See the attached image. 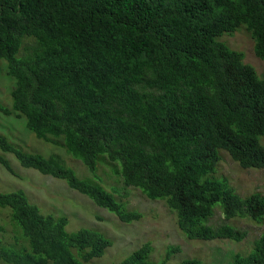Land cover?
Returning a JSON list of instances; mask_svg holds the SVG:
<instances>
[{"label":"trees","instance_id":"obj_1","mask_svg":"<svg viewBox=\"0 0 264 264\" xmlns=\"http://www.w3.org/2000/svg\"><path fill=\"white\" fill-rule=\"evenodd\" d=\"M240 26L264 60V0H0V60L14 80L0 113L22 117L38 140L59 142L91 177L1 134L0 153L118 221H136L97 183L106 160L124 187L162 201L185 239L242 242L246 232L225 221L260 224L264 196L240 197L215 176L218 152L241 169H264V79L218 41ZM0 168L11 173L2 156ZM0 209L23 242L0 243V264H84L109 245L92 230L65 233L64 218L41 214L20 190L0 192ZM216 209L224 222L211 225ZM150 253L143 244L116 264H153ZM229 264H264V232Z\"/></svg>","mask_w":264,"mask_h":264},{"label":"rangeland","instance_id":"obj_2","mask_svg":"<svg viewBox=\"0 0 264 264\" xmlns=\"http://www.w3.org/2000/svg\"><path fill=\"white\" fill-rule=\"evenodd\" d=\"M218 41L239 52L243 63L250 66L260 79H264V60H259L253 55L252 40L242 26L222 34ZM13 83L14 80L6 75L4 61L0 60V106L7 109L10 107L9 93ZM0 134L26 153L38 154L44 158L52 157L71 169L80 179L91 177L79 161L65 155L58 145L59 142L36 139L25 129L22 117L16 118L12 114L3 116L0 113ZM258 141L264 147V137H259ZM218 155L220 160L215 168L216 177L224 179L240 197L251 193L264 196V169H241L224 152H218ZM0 156L8 161L11 168V173L0 168L1 193L20 190L41 214L50 215L53 220L64 218L65 233L81 229L92 230L109 242L101 257L84 264H116L143 244L150 246L149 261L153 264H160L161 261H164L163 264H177L190 258L197 259L202 264H229L234 255L245 256L250 251L253 239L264 232V219L260 224L248 219H236L225 223L246 232L240 243L227 240L189 241L177 230L173 214L162 201L147 199L137 189L124 187L116 172L118 168L113 170L114 165L104 160L97 166L95 175L98 182H95L105 191H112L114 197L124 203L128 211L138 216L136 221L125 224L118 221L114 215L94 206L83 195L68 189L64 182L22 169L9 154L0 153ZM221 222H224L223 217L216 209L209 223L217 225ZM15 242L17 245L23 244L12 232L9 212L0 209V243L15 245ZM168 248H177L178 251L165 258Z\"/></svg>","mask_w":264,"mask_h":264}]
</instances>
